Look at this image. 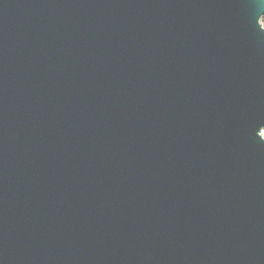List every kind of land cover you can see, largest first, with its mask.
<instances>
[{
    "label": "water",
    "instance_id": "95a60500",
    "mask_svg": "<svg viewBox=\"0 0 264 264\" xmlns=\"http://www.w3.org/2000/svg\"><path fill=\"white\" fill-rule=\"evenodd\" d=\"M264 0H0V264H264Z\"/></svg>",
    "mask_w": 264,
    "mask_h": 264
},
{
    "label": "trees",
    "instance_id": "16d2710c",
    "mask_svg": "<svg viewBox=\"0 0 264 264\" xmlns=\"http://www.w3.org/2000/svg\"><path fill=\"white\" fill-rule=\"evenodd\" d=\"M261 20L263 21V24H264V15L262 16Z\"/></svg>",
    "mask_w": 264,
    "mask_h": 264
},
{
    "label": "rangeland",
    "instance_id": "374dc122",
    "mask_svg": "<svg viewBox=\"0 0 264 264\" xmlns=\"http://www.w3.org/2000/svg\"><path fill=\"white\" fill-rule=\"evenodd\" d=\"M261 23L263 24V21L261 20ZM263 26H264V24H263Z\"/></svg>",
    "mask_w": 264,
    "mask_h": 264
}]
</instances>
